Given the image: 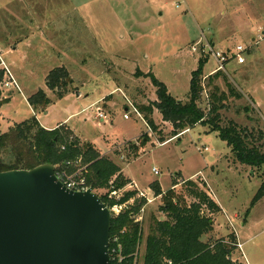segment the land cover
Wrapping results in <instances>:
<instances>
[{
	"label": "rangeland",
	"instance_id": "rangeland-1",
	"mask_svg": "<svg viewBox=\"0 0 264 264\" xmlns=\"http://www.w3.org/2000/svg\"><path fill=\"white\" fill-rule=\"evenodd\" d=\"M6 6L10 12H0V71L5 68L11 74L18 62L24 84L12 88L10 94L0 92L2 100L10 96L0 107V132H7L8 124L34 116L27 104L29 92L44 89L45 75L58 63L48 57L43 44L54 40L50 43L53 55L67 56L64 68L73 81L71 93L55 100L49 90L48 115L37 113L36 117L54 127L73 115L66 123L85 140H78L81 145L89 142L102 154H108L111 147L109 157L118 164L119 177H113L108 188L93 192L106 198L110 206L108 193L114 189V181H124L120 200L126 193L134 194L123 210L145 201L137 217L146 235L152 217L165 220L158 210L161 198L147 203L154 197L151 187L158 182L163 190L177 184L172 188L183 194L184 182L193 181L228 212L227 217L220 212L211 216L213 231L203 241L214 244L228 241L232 235L236 245L242 246L233 250L234 264H264V197L250 207L262 172L234 162L229 147L200 125L160 143L157 134L167 139L172 126L154 113L158 129L154 133L128 106L136 109L156 100L150 79L142 76L149 73L176 100H186L191 73L199 60L207 58L199 107L207 113L212 89L226 91L225 83H229L241 97L225 101L220 112L223 124L232 121L254 130V136L258 131L264 134V0H19ZM28 29L34 34L26 36ZM47 29L54 36H45ZM27 37L28 42L22 41ZM15 47L18 49L10 53ZM237 47L243 50L242 65L233 58ZM213 53L227 58L217 79L211 78L219 66ZM96 106L105 116L102 122L96 117ZM125 110L130 111L128 120L123 117ZM132 145L139 147L137 157L131 154ZM153 168L159 175L151 172ZM83 176L86 178V170ZM129 178L137 188L130 185ZM203 178L207 185L201 183ZM140 191L148 195L140 198ZM185 199L187 204L193 201ZM245 215L247 224L241 227ZM143 251L141 245L137 264H142Z\"/></svg>",
	"mask_w": 264,
	"mask_h": 264
},
{
	"label": "trees",
	"instance_id": "trees-1",
	"mask_svg": "<svg viewBox=\"0 0 264 264\" xmlns=\"http://www.w3.org/2000/svg\"><path fill=\"white\" fill-rule=\"evenodd\" d=\"M206 59L199 60L197 69L191 73L184 101L172 97L166 86L152 74H142L150 79L155 88L156 100L148 105H137L136 110L154 133L158 131L152 119L154 111L160 114L163 122L172 126L167 139L157 134L160 143L200 125L207 128V133H215L229 147L234 162L261 171V185L250 204V207H253L264 197V134L258 131L257 136H254V130L240 128L232 121L223 124L220 112L224 109L225 101L241 97L229 83H225L226 91H221L218 87L212 89L208 96L210 109L207 113L199 107L202 67ZM137 75L141 76V73L138 71ZM2 76L3 73L0 71V81ZM220 76L219 70L211 78L217 79ZM72 84L73 81L64 67L54 68L45 79V85L55 95V100L71 93ZM6 101L1 99L0 93V107ZM51 103V99L43 91H38L28 99V104L35 113L44 112ZM132 147L134 150L131 154L137 157L139 147L135 145ZM77 158H81L86 170L85 179L94 192L108 188L110 180L120 173L119 167L101 156L92 144L81 145L66 127L45 130L35 116L14 125L5 133H0V172L31 170L44 164L58 167ZM183 185V194L175 192L174 189L162 194L158 185L152 187L155 195L161 196L158 210L165 215V220L159 221L152 217L146 235L142 225L135 221L144 200L140 205H132L119 215L111 216L109 240L111 264H137L141 245H144V251L140 256L142 264H164L167 260L174 264H234L232 261V253L236 248L234 236L229 235L228 241L220 240L214 244L203 241V237L213 231L211 216L220 212L219 206L193 181H185ZM124 186V181L119 183L114 181L115 190H120ZM133 194L126 193L118 202L112 200L109 204L110 206L124 204ZM185 196L191 198L192 203L187 204ZM100 198L109 207L106 198ZM113 238L117 239L114 243Z\"/></svg>",
	"mask_w": 264,
	"mask_h": 264
},
{
	"label": "water",
	"instance_id": "water-1",
	"mask_svg": "<svg viewBox=\"0 0 264 264\" xmlns=\"http://www.w3.org/2000/svg\"><path fill=\"white\" fill-rule=\"evenodd\" d=\"M111 214L74 192L55 167L0 172V264H111Z\"/></svg>",
	"mask_w": 264,
	"mask_h": 264
},
{
	"label": "built area",
	"instance_id": "built-area-1",
	"mask_svg": "<svg viewBox=\"0 0 264 264\" xmlns=\"http://www.w3.org/2000/svg\"><path fill=\"white\" fill-rule=\"evenodd\" d=\"M208 50L212 53L211 47L208 46ZM243 52V50L241 49V47H237L236 48V53L233 55V58L235 59V61H237V63L239 65L244 64L245 60L244 58L241 56V53ZM214 58L216 59L217 63H218V68L217 71H222L224 64L227 60L226 57H224L222 54L219 53H213ZM4 82H1V88L0 91H10L12 90V88H18L17 87V83L15 82V80L13 79L12 75L9 73V71L7 69L4 68ZM130 108L132 109L133 114H135L136 116H138L139 118L142 119L141 115L138 113V111L130 105ZM129 114L130 113H125L124 114V119L128 120L129 119ZM96 117L103 121L105 119V116L101 110L100 107L96 106ZM205 151H207V148H204ZM85 170V166L82 163L81 158H77L75 160H69L66 161L65 163H63L62 165H59L58 167H55V175L57 177V179L69 190L74 191V192H85L88 189L92 190L88 184L86 179L83 176V171ZM153 174L154 175H158V171L156 169H152ZM93 192V190H92ZM139 197L140 198H145L144 193L139 192ZM108 198L110 200H114L116 202H118L120 200L119 197V190H115L113 189L112 191H110L108 193ZM147 199V198H146ZM148 200V199H147ZM107 209L110 211L111 215H118L120 214L123 209L126 207V204H114L112 206H106ZM137 217V216H136ZM136 222H139L140 219L137 217L135 218ZM227 222L229 223L230 226H232L231 222L229 219H227ZM236 235V233H235ZM117 239L113 238V243L116 242ZM236 248H238L239 250H241L242 246L240 244L236 245ZM114 252V251H113ZM111 260V259H110ZM113 261H115V258H113ZM164 264H174L172 261L167 260L165 261Z\"/></svg>",
	"mask_w": 264,
	"mask_h": 264
},
{
	"label": "crops",
	"instance_id": "crops-1",
	"mask_svg": "<svg viewBox=\"0 0 264 264\" xmlns=\"http://www.w3.org/2000/svg\"><path fill=\"white\" fill-rule=\"evenodd\" d=\"M19 2V0H0V12H3V11H5V12H10L9 11V8H8V6H6V5H8V4H11V3H14V2ZM6 4V5H5ZM7 7V8H6ZM28 31H30L29 33L27 32V35L26 36H29L30 35V33H32V34H34V32L35 31H31L30 29H28ZM39 31H41V30H38V32ZM43 31H46V29H43ZM47 31L49 32V34L47 33L46 35H45V33H44V35L45 36H47V35H49V36H54V35H51V32L53 31V30H51V29H47ZM28 40V37L27 38H25V39H23L22 41H24V42H28L27 41ZM21 41V42H22ZM53 41L54 40H48V45H46L45 44V42L43 41V44L45 45V48L47 49V51L49 52V58H56V60L58 61V63L56 64V65H54L53 66V68H60V67H66L67 65H66V58H67V56L65 55V56H62L61 54H56V55H53V53H52V50H51V46H52V44H50V43H53ZM18 48L17 47H15V48H13L11 51L12 52H10V53H14L16 50H17ZM45 57H46V51H45V49L43 50V52H42V58L43 59H45ZM52 70V68L51 69H49V72ZM3 73V76H4V72H2ZM11 75H12V77H13V79L15 80V82L17 83V85H18V87H19V85H21V84H24L21 80H23V76H22V73H21V71H20V65H19V63L18 62H15L14 63V66H13V70H12V73H11ZM23 75H26L25 74V71H23ZM48 75V74H47ZM46 75H45V77H44V79H46ZM117 89V88H116ZM11 91H13V90H10V91H4V92H2V93H8V94H10L11 93ZM19 92H20V90H18ZM38 91H43L46 95H47V97L49 96V93H51L48 89H47V87H46V85H45V81H44V89H38V90H36V91H32V92H29V95L31 96V95H33V94H35V93H37ZM1 92V91H0ZM1 93V94H2ZM74 95H76V97L77 98H79L80 97V93H78V92H74L73 93ZM66 96V95H65ZM10 97V96H9ZM9 97H5L4 99H8ZM84 97H87V95H84ZM105 97V96H104ZM104 97H102L101 98V100L104 98ZM25 99V98H24ZM62 99V98H61ZM58 100H60V99H58ZM10 101V100H9ZM8 100L4 103V104H6L7 102H9ZM99 101V100H98ZM28 104V103H27ZM28 106L30 107V105L28 104ZM128 106H129V108H130V105L128 104ZM47 109V108H46ZM30 110H31V113H33V115L36 117V114L37 113H35L34 111H33V109L30 107ZM125 112L126 113H130V111H127V110H125ZM42 113V115L44 116V117H46L47 115H48V112L45 110L44 112H41ZM154 113H158L157 111H155ZM130 115V114H129ZM73 115H69L64 121H61V122H59V123H57L54 127H49V126H47V125H45L44 124V122H42L41 120H39V118H37L36 117V119H37V121L39 122V124H40V126L43 128V129H45V130H54V129H57V128H59V127H66L67 128V130L74 136V138L75 139H77V140H81V141H83V142H85V140L81 137V136H79L77 133H75V131L73 130V129H71L68 125H67V121L72 117ZM138 117V116H137ZM161 117V116H160ZM139 118V117H138ZM139 119H141V118H139ZM142 120V119H141ZM25 121V120H24ZM101 121V120H100ZM23 122V121H22ZM102 122V121H101ZM163 122V121H162ZM20 123V122H19ZM164 123H166V122H164ZM16 124H18V123H12V124H8L7 125V129L9 130L11 127H13L14 125H16ZM7 130V131H8ZM188 131V130H187ZM187 131H185V132H187ZM184 132V133H185ZM1 133V132H0ZM183 134V133H182ZM103 140L104 141H106L104 138H103ZM86 143H89V142H86ZM142 147V148H141ZM140 148L141 149H143V147H144V145L143 146H141ZM111 148V147H110ZM109 148V150H108V154H102V152L100 151V154H101V156H104V157H106V158H108L111 162H113L115 165H117L118 166V164L112 159V158H110V157H112V155H110V151H111V149ZM114 148V147H113ZM96 149V148H95ZM98 149H96V151H97ZM132 150H134V148L133 149H131L130 151H132ZM110 156V157H109ZM120 159L122 160L123 158L122 157H120ZM119 167V166H118ZM151 172L153 173V171L151 170ZM158 175H159V172H158ZM125 176V175H124ZM127 177V176H126ZM128 178V177H127ZM130 179V178H129ZM132 182H130V185H132V186H135V188H137V186H136V184L134 183V181L132 180V179H130ZM188 181V180H187ZM202 182H204L206 185H207V182H206V180L203 178V181ZM157 184H158V186H159V189H160V191L162 192V194H164L165 193V191H169L170 189H173L172 187L174 186L173 184L171 185V187L169 188V189H163L162 190V188H161V186H160V183H158L157 182ZM131 186V187H132ZM151 193H153L154 194V197H151L150 199H148L147 200V203L148 204H150V203H152V202H154V201H157V200H159L160 198H161V196H156L155 195V193H154V191H153V189H152V187H151ZM141 192V191H140ZM143 192V191H142ZM144 193V192H143ZM144 195L146 196V195H148V194H145L144 193ZM213 198V197H212ZM213 200L215 201V199L213 198ZM216 202V204L219 206V208H220V214L221 215H223V216H225V217H227V211L222 207V205H220L217 201H215ZM237 216H235V218H236ZM228 219V218H227ZM245 224H247V215H245V217H243V219L242 220H240V226L242 227V226H244ZM216 229L217 228H214V230L216 231ZM236 237L238 238V235L236 234ZM240 242V241H239ZM240 245H241V243H240Z\"/></svg>",
	"mask_w": 264,
	"mask_h": 264
}]
</instances>
